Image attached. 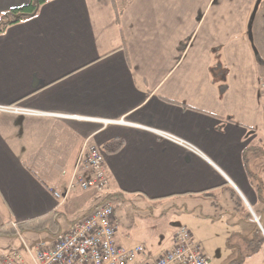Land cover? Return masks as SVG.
<instances>
[{"label":"crops","instance_id":"obj_1","mask_svg":"<svg viewBox=\"0 0 264 264\" xmlns=\"http://www.w3.org/2000/svg\"><path fill=\"white\" fill-rule=\"evenodd\" d=\"M29 3L0 0V16ZM262 79L264 0L49 1L0 36V230L58 214L60 233L69 231L102 203L94 190L68 192L83 144L104 150L120 139L123 149L105 164L117 241L145 248L130 264L172 249L179 227L209 223L225 226L220 264L238 257L228 241L245 264H264V244L251 255L243 241L258 228L230 197L263 219L249 174L264 182V156L249 152L264 151ZM172 199L183 202L182 224L147 236L139 206ZM53 240L1 237L0 264L10 249L27 258L25 245Z\"/></svg>","mask_w":264,"mask_h":264},{"label":"built area","instance_id":"obj_2","mask_svg":"<svg viewBox=\"0 0 264 264\" xmlns=\"http://www.w3.org/2000/svg\"><path fill=\"white\" fill-rule=\"evenodd\" d=\"M260 98L264 109V79L260 83ZM105 157L102 148L86 140L68 187L69 193L94 190L102 197V203L51 243L25 245L27 258L19 249H10L3 257L4 264H130L144 253L143 246L126 249L117 241L116 207L110 199L113 193ZM57 197L62 199L59 193ZM149 264H211V261L193 233L181 226L174 235L172 249Z\"/></svg>","mask_w":264,"mask_h":264},{"label":"trees","instance_id":"obj_3","mask_svg":"<svg viewBox=\"0 0 264 264\" xmlns=\"http://www.w3.org/2000/svg\"><path fill=\"white\" fill-rule=\"evenodd\" d=\"M51 0H30V3L24 7L13 9L7 13H4L0 16V36L5 34L7 30L17 24L22 22L34 19L38 16L41 8ZM227 90L226 85L222 88V93L224 94ZM124 147V142L120 139L114 140L104 147V151L106 154H117L121 152ZM249 152H258L259 154L264 156V151L261 149L252 148ZM245 154V163L248 167V153ZM249 174L252 178L254 186L256 188L258 198L260 202L264 203V182L260 177L254 175L251 171ZM210 191L204 193L205 197H210ZM231 200L235 204L236 210H246L243 205L242 199L238 195H230ZM110 199L115 202V196H111ZM258 217H261L259 212H255ZM58 214L52 215L49 217H43L38 220L30 221L24 224L17 225L16 228L7 225L0 230V238L6 237L8 239H16L17 233L20 232L23 235L33 234V235H47L51 239H55L59 234V223H58ZM210 218V217H207ZM246 219L252 221V214L248 211L246 212ZM219 220V219H216ZM264 227V225H263ZM247 249L249 250L251 255H255L259 252L260 248L264 244V236L260 229L258 228L252 239H243ZM228 247L238 251V257L229 262L228 264H245L246 256L243 255L242 250L239 246H231L230 241H228Z\"/></svg>","mask_w":264,"mask_h":264},{"label":"rangeland","instance_id":"obj_4","mask_svg":"<svg viewBox=\"0 0 264 264\" xmlns=\"http://www.w3.org/2000/svg\"><path fill=\"white\" fill-rule=\"evenodd\" d=\"M124 1H127V0H124ZM260 142L261 143L259 146L264 149V136H262ZM262 161H264V158H262ZM184 200H186V198ZM218 201H220L221 204L223 205V209H222L223 211H221L222 215L226 214L227 206H225L226 203L224 201V198L219 197ZM180 203L181 204L183 203L181 199H172V200H169L163 203H159L151 208L139 206V210H140L139 214L141 215V217L143 216L145 218H149V220L147 219L142 220V223L145 225V226L142 225V228L145 230L144 233H146V235L149 237H153L154 234L152 233H155L156 235H162L164 233H169L170 231H173L176 228H178L182 224V221H183V217L182 218L179 217L180 216L179 213L175 214L176 210H178L176 206L181 205ZM221 204L219 203V205ZM244 206L246 209L245 211L247 213L248 211L250 213H253L252 224L254 225V229L260 228L259 225L255 222L260 217L258 216L254 217L255 212L252 209L248 208L247 205H244ZM146 211H149V213L148 214L145 213ZM200 211L205 214L207 213L212 214L213 212L212 210H210V208L208 210H206V208L200 209ZM151 212H153L152 215H150ZM225 219H230V216L227 214L225 216ZM260 222L262 223V225H264V216ZM213 228L217 229L220 234L212 230ZM222 228L225 229V226L220 223L215 224V225H212L211 223H209L207 224V226L205 224L204 225L203 224H199V225L192 224L191 225L192 232L196 236V238H198V240L204 241L203 247L208 252L209 257H211L212 264H220V262L221 261L223 262V260H225L228 256V253L226 252L227 248L225 246L227 234L226 232L222 233ZM176 231L177 230H175V233ZM37 243H35L34 245H36ZM260 256H264V254H261Z\"/></svg>","mask_w":264,"mask_h":264},{"label":"water","instance_id":"obj_5","mask_svg":"<svg viewBox=\"0 0 264 264\" xmlns=\"http://www.w3.org/2000/svg\"><path fill=\"white\" fill-rule=\"evenodd\" d=\"M258 225H259V227H260V230H261V232L263 233V235H264V228H263V226L261 225V223H260V220L259 219H257L256 221H255Z\"/></svg>","mask_w":264,"mask_h":264}]
</instances>
